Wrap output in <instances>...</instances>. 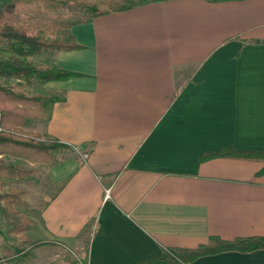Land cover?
Masks as SVG:
<instances>
[{
	"label": "crops",
	"instance_id": "0c3cea01",
	"mask_svg": "<svg viewBox=\"0 0 264 264\" xmlns=\"http://www.w3.org/2000/svg\"><path fill=\"white\" fill-rule=\"evenodd\" d=\"M56 35L76 48L33 61L70 76L29 86L60 99L31 128L66 148L19 182L25 264H183L147 262L264 237V162L205 157L264 152V0H165Z\"/></svg>",
	"mask_w": 264,
	"mask_h": 264
},
{
	"label": "trees",
	"instance_id": "16d2710c",
	"mask_svg": "<svg viewBox=\"0 0 264 264\" xmlns=\"http://www.w3.org/2000/svg\"><path fill=\"white\" fill-rule=\"evenodd\" d=\"M161 1L165 0H0V217L2 214L15 216L23 207L24 191L9 185L33 180L36 170L27 165L53 164L56 161L54 152L66 148L55 140L43 138L40 133L27 130L37 121H47L49 107L60 99L51 94L28 95L18 90L70 76L49 64H35L33 59L52 50L76 48L66 37L57 36L58 32L89 23L99 16ZM209 156L264 162L262 151L221 149L218 153L205 155L206 158ZM22 232L21 221L9 230L8 234L12 235L6 240L15 244L1 246L0 264H25L30 259L31 253L25 247L34 244L22 240ZM257 249H264V237L234 241L212 238L207 245L197 249L165 253L147 263L159 258L186 264L219 252Z\"/></svg>",
	"mask_w": 264,
	"mask_h": 264
},
{
	"label": "rangeland",
	"instance_id": "374dc122",
	"mask_svg": "<svg viewBox=\"0 0 264 264\" xmlns=\"http://www.w3.org/2000/svg\"><path fill=\"white\" fill-rule=\"evenodd\" d=\"M13 84H16L17 82H12ZM22 83V82H20ZM18 91L20 92H23V93H26L28 95H33V94H36V93H33L30 89H29V86L26 87V88H20ZM33 133H35L34 130V127L31 128V126L27 129ZM39 133V132H37ZM28 166V165H27ZM29 167V166H28ZM10 188H13V189H18L19 191H21L22 189V186L19 184V182H13L12 184L9 185ZM21 199L23 200L24 197L22 196ZM0 205H2L0 203ZM31 205V204H30ZM17 215L15 216H9V215H1L0 217V256H3L2 252H1V246L5 245V244H15V242H11V241H7L6 239L11 237L12 234H8L9 233V230L11 228H13L14 226H16L21 219H23V216L25 217L26 214H24L25 212L24 211H18L17 210ZM25 249L27 251H29L30 253L32 252V248H28L25 247ZM10 264H16V263H10Z\"/></svg>",
	"mask_w": 264,
	"mask_h": 264
},
{
	"label": "built area",
	"instance_id": "2783aa9c",
	"mask_svg": "<svg viewBox=\"0 0 264 264\" xmlns=\"http://www.w3.org/2000/svg\"><path fill=\"white\" fill-rule=\"evenodd\" d=\"M0 119H1V113H0ZM0 131H1V127H0Z\"/></svg>",
	"mask_w": 264,
	"mask_h": 264
}]
</instances>
